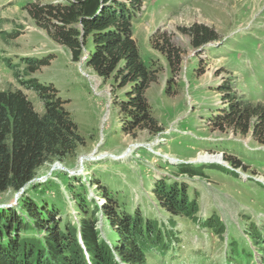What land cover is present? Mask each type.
<instances>
[{
	"label": "rangeland",
	"instance_id": "1",
	"mask_svg": "<svg viewBox=\"0 0 264 264\" xmlns=\"http://www.w3.org/2000/svg\"><path fill=\"white\" fill-rule=\"evenodd\" d=\"M63 2L0 0V89L21 90L42 114L41 100L25 81L35 78L52 84L83 144L61 161L45 162L35 175L41 181L27 182L21 193L1 192L0 206H14L19 212L24 193L55 209L60 223L76 225L95 212L100 238L111 246L113 234L116 240L118 236L98 209L103 188L120 213L146 215L162 233H173L181 241L166 253L150 254L146 264H261L248 234L252 228L264 229V143L252 130L242 134L224 124L221 129L213 119L228 106L227 95L264 105V0L140 1L132 38L155 77L144 94L162 127L156 134L148 128L123 130L126 116L119 102L126 99L122 93L129 86H113L111 79L99 77L84 62L72 61L70 50L41 25L48 22L37 21L29 12L32 4ZM194 23L211 28L216 39L194 48L191 37L180 30ZM35 58H47L48 64L29 72L26 62ZM82 70L97 76V89ZM156 139V144L147 145ZM132 143L139 145L129 156L111 157L121 155ZM96 149L94 157L101 152L107 156L85 161L76 174L78 157ZM205 153L221 160H194ZM223 155L241 166L229 165ZM186 167L200 172L181 170ZM162 180L187 186L196 202L194 216L172 215L160 206L152 185ZM79 198L86 199L84 210L79 209ZM207 217H218L224 229L215 233L201 226ZM230 241L238 249L252 251L253 260L233 263L225 258Z\"/></svg>",
	"mask_w": 264,
	"mask_h": 264
},
{
	"label": "trees",
	"instance_id": "2",
	"mask_svg": "<svg viewBox=\"0 0 264 264\" xmlns=\"http://www.w3.org/2000/svg\"><path fill=\"white\" fill-rule=\"evenodd\" d=\"M140 1L64 0L63 3L32 4L29 12L37 21L48 22L41 25L49 30L52 39L70 50L72 61L85 56L84 64L99 77L111 79L113 86H129L122 93L126 99L119 102L126 116L123 130L148 128L156 134L162 127L152 116L144 94L155 77L141 60L132 38V22ZM180 30L191 37L194 48L216 39V33L203 24L194 23ZM26 64L27 70L33 72L47 65L48 59L35 58ZM25 84L37 94L44 111L42 114L35 111L21 90L0 89V193L19 191L45 162L61 161L83 144L57 89L35 78ZM225 100L228 106L218 109L214 123L221 129L224 125L230 126L242 134L252 130L254 137L264 143V105L242 103L228 95ZM223 160L233 167L241 166L228 156L223 155ZM181 170L189 174L200 172L192 167ZM152 186L158 203L170 214L193 215L196 202L189 196L186 185L162 180ZM99 194L104 203L98 209L118 236L116 240L113 234L111 246L100 238L95 212L80 220L79 226L60 223L55 209L47 207L42 199L34 200L23 193L18 201L22 211L18 212L14 206L0 207V264H121L115 256L123 264H146L150 254L166 253L174 243L181 242L173 233H162L155 220L146 215L120 213L114 208L116 202L103 188ZM85 201L79 198L80 210H84ZM200 225L215 233L224 229L218 217H207ZM248 235L264 264V229L252 228ZM227 257L235 263L252 261L251 251L238 249L235 242H230Z\"/></svg>",
	"mask_w": 264,
	"mask_h": 264
},
{
	"label": "bare ground",
	"instance_id": "3",
	"mask_svg": "<svg viewBox=\"0 0 264 264\" xmlns=\"http://www.w3.org/2000/svg\"><path fill=\"white\" fill-rule=\"evenodd\" d=\"M82 72H83V74H85L86 76H88L91 80H93V82H94V87L97 89V87H98V85H99V83H100V80L97 78V76H95V75H91V74H89V73H87V72H85L84 70H82ZM159 140H155V141H153V142H151V143H149V144H147L148 146H152V145H154V144H156L157 142H158ZM138 143H132V144H130V146L129 147H127L126 149H125V151L121 154V155H119L118 157H114V156H111V157H113L114 159H120V158H124V157H127V156H129L130 155V153H131V151L134 149V148H137L138 147ZM143 146V145H142ZM96 154H98V151H97V149L92 153V154H90V155H81V156H79L78 157V164H77V169H75V170H73V171H75V172H78V171H80V168H82L83 169V164H84V162L85 161H92V160H99V159H101V158H104V157H106L107 156V154L108 153H106V152H101V153H99V155H97L96 157H94V155H96ZM106 155V156H105ZM99 156H101V157H99ZM167 156V155H166ZM94 157V158H93ZM223 158V157H222ZM168 159V158H167ZM220 159V157L219 156H213V155H210V154H198L197 155V157L194 159L195 161H217V160H219ZM221 160V159H220ZM56 168L57 167H60V165H58V164H56V166H55ZM76 174H79V172L78 173H76Z\"/></svg>",
	"mask_w": 264,
	"mask_h": 264
},
{
	"label": "water",
	"instance_id": "4",
	"mask_svg": "<svg viewBox=\"0 0 264 264\" xmlns=\"http://www.w3.org/2000/svg\"><path fill=\"white\" fill-rule=\"evenodd\" d=\"M85 59V57H82L80 60H79V64L81 65V63H83V60ZM111 156H114V155H111ZM114 157H116V156H114ZM118 157V156H117ZM164 157H166L167 158V156H164ZM32 180H37V181H41V179L40 178H33ZM32 180H30V181H32ZM30 181H28V182H30ZM27 184V183H26ZM25 184V185H26ZM25 186H23L20 190H19V192L21 193L22 192V189L24 188Z\"/></svg>",
	"mask_w": 264,
	"mask_h": 264
}]
</instances>
